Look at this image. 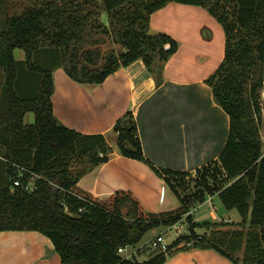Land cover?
I'll use <instances>...</instances> for the list:
<instances>
[{"label": "trees", "instance_id": "16d2710c", "mask_svg": "<svg viewBox=\"0 0 264 264\" xmlns=\"http://www.w3.org/2000/svg\"><path fill=\"white\" fill-rule=\"evenodd\" d=\"M38 2L9 16L7 27L0 31L5 78L0 103V171L6 182L0 186V233L39 232L51 240L62 264H165L169 257L190 249L214 250L233 264H264V142L257 128L246 129L244 111L245 101L257 125L262 124L264 0ZM171 2L203 7L225 34L224 60L206 83L230 117L229 136L218 164L200 170L195 180L199 202L205 200V192L212 193L241 220L215 221L202 234L195 230L200 224L194 222L192 201L181 190L188 186L180 179L190 177L189 173L152 165L181 202L179 209L170 212H148L128 190L108 198L81 190L79 180L94 166L107 162L111 149L104 135H84L63 125L52 101L55 67L88 85L104 83L118 69L139 59L149 71L159 72L177 53L179 42L166 33H151L150 21ZM17 49L25 52L24 61L16 60ZM254 53L260 74L251 83L246 76ZM53 54L59 63L53 67L36 62L35 56L52 55V63ZM28 113L35 115L33 124L25 123ZM114 130L123 156L146 159L131 112ZM73 157H88L90 167L74 173L69 168ZM210 178L214 181L211 187ZM184 218L189 232L174 240L167 252H156L144 261L119 254L120 248L138 245L152 229L174 226Z\"/></svg>", "mask_w": 264, "mask_h": 264}, {"label": "crops", "instance_id": "0c3cea01", "mask_svg": "<svg viewBox=\"0 0 264 264\" xmlns=\"http://www.w3.org/2000/svg\"><path fill=\"white\" fill-rule=\"evenodd\" d=\"M193 16L201 21L189 29L185 40L190 42L191 49L184 50L183 39L163 28L162 20L173 22L178 17V22L187 28ZM150 27L151 33H166L179 42L177 53L159 72L149 71L139 59L118 69L104 83L88 85L71 79L62 67H55L52 101L54 114L63 125L84 135L102 134L111 149L109 160L94 166L77 186L97 198L128 190L148 212L161 213L179 209L181 202L152 165L195 177L200 170L218 164L229 136L230 117L215 101L206 83L225 56V34L218 55L213 47L216 30H223L217 20L203 7L171 2L151 16ZM202 31L206 32L204 36ZM207 34L214 40H206ZM51 57L35 56L36 62L47 68L59 64L56 54L52 63ZM25 58L24 54L16 60ZM4 80L0 65V103L4 98ZM128 112L133 114L137 125L145 160L125 157L118 149L119 134L114 128ZM25 123L34 122L27 123L25 117ZM209 200L210 197L194 204L192 215L195 208L201 209ZM206 215L212 223L219 221L213 209L201 211L202 218ZM223 218L233 220L227 215ZM195 230L201 234L199 228ZM0 264L62 263L47 236L35 231H5L0 233ZM165 264L233 263L214 250L190 249L169 257Z\"/></svg>", "mask_w": 264, "mask_h": 264}, {"label": "rangeland", "instance_id": "374dc122", "mask_svg": "<svg viewBox=\"0 0 264 264\" xmlns=\"http://www.w3.org/2000/svg\"><path fill=\"white\" fill-rule=\"evenodd\" d=\"M38 1H41V0H0V31L4 30L7 27V18L9 16H12V15L17 14V13H21L26 8L33 7V6L37 5V3H39ZM177 19H179V18L178 17L175 18V20L173 22L162 20V27L167 29V30H172L175 34L179 35L180 38L183 39V41H184V43H182V41H180V43H182V47L184 48V46H185L184 50H189V49H191L190 42L188 40H185V39H188L187 33L192 26H194L196 23H199L201 21V18L199 19L196 16H193V19L189 20V23H188L189 24L188 26H190L189 28H188V26H187V28H185L180 22H178ZM103 21L107 25L106 15L103 16ZM205 21L206 20H204V22ZM206 26H208V25H206ZM216 32H217V35L215 38L216 39L215 40L216 45L213 47H215L216 54L218 55L219 51H220L219 49H220L221 45L223 44L222 39H223L224 33H223V30H219V31L216 30ZM184 33H186V34H184ZM204 33H206V32L202 31L203 36L205 35ZM222 33H223V35H222ZM205 37H206L205 38L206 40H209V39L214 40L212 38V36L209 34H207V36H205ZM106 47L107 46H105V48ZM24 54H25V52L20 50V49H17L15 51V57L18 59H21L22 55H24ZM248 65H249V70L247 72L246 79L248 78L251 81V83H253L258 79V76L260 74V67H259L260 63H259L255 53L252 55V59ZM261 96L263 98V94ZM261 107H262L263 121H262V124L257 125V123L255 121V116L253 115V111L251 109L250 104L244 101V111L247 114V116L245 117V122L247 124L246 129L251 130V128H257L258 135L262 136V138H264V103L261 105ZM253 119H254V121H253ZM30 121H32V122L35 121L34 113H28L27 114L26 122L29 123ZM89 167H90V163H89L88 157H83V158L73 157L72 160L69 162V168L74 173L80 172L83 169L89 168ZM195 178H198V175H196L195 177L190 176L187 178L180 179V180H184L185 183L187 184L186 186H188L186 190H183L182 188H181V190H182V194L187 195L188 198L192 201V203H191L192 206L194 204L196 205V204H199L200 202H203V199H202V201L199 202L200 194H197L198 187H197V182H196ZM4 179H5V175L0 171V186L6 185V182ZM199 179L197 181H201V177ZM208 185L210 187L214 185V181L212 178L209 179ZM196 194L198 197L196 196ZM204 196H205V198H209V197L211 198V200H209L210 204L207 203L201 209L195 208L193 211L194 220L198 224H200L198 228H199V231L201 234L204 232H208V230H209L208 225L210 223H212V219L208 215L204 216L203 218L200 216L201 211H208L209 212L211 209H213L218 214L219 221L221 219L223 220V215L231 216L233 221H240L241 220L240 215L236 211L231 212V211H228L227 209H225L224 206L222 205L220 199L218 197H216L214 194L205 192ZM214 197H216V198L214 199ZM195 205L193 207H195ZM213 205H217V207H216L217 209ZM210 206H212V207H210ZM178 227L181 228L185 234H187V232H189L190 226H189V223L187 222L186 218H184L178 224ZM159 234H162L165 237L167 242H170L175 237L174 232L172 230H170L169 228H167V227H156V228L152 229L151 231H149L145 235L143 240L138 245H135V247L131 246L129 251L126 253V256H129L130 252H132L133 250H136L137 247L141 248L144 246V248L138 252V255L135 258L138 259L139 261H144V260L150 258L154 254H156L155 251L150 249V245H149L150 241L155 236H158ZM123 256H124V254H123Z\"/></svg>", "mask_w": 264, "mask_h": 264}, {"label": "built area", "instance_id": "2783aa9c", "mask_svg": "<svg viewBox=\"0 0 264 264\" xmlns=\"http://www.w3.org/2000/svg\"><path fill=\"white\" fill-rule=\"evenodd\" d=\"M262 140L264 142V138H262ZM220 221L231 222L232 220H230L228 218H223V220L221 219ZM178 224H176L174 226H171V227H167V228H169L170 230H172L174 232V235H175L174 240H176L177 238L185 235V233L182 231V229L178 227ZM171 243L167 242L165 237L162 234H159L158 236H155L150 241L149 245H150V249L155 251V252H167L168 251V247L171 245ZM188 246H191V243H188ZM130 247L131 246L120 248L119 249V254H121L122 256L124 254L125 258L132 259V258H135L138 255V251L140 249L144 248V246L139 248V249L136 248V250H133L132 252H130L129 256H126V253L129 251Z\"/></svg>", "mask_w": 264, "mask_h": 264}, {"label": "flooded vegetation", "instance_id": "af4514ba", "mask_svg": "<svg viewBox=\"0 0 264 264\" xmlns=\"http://www.w3.org/2000/svg\"><path fill=\"white\" fill-rule=\"evenodd\" d=\"M261 94H263V98H261V105L264 103V89L261 91Z\"/></svg>", "mask_w": 264, "mask_h": 264}]
</instances>
